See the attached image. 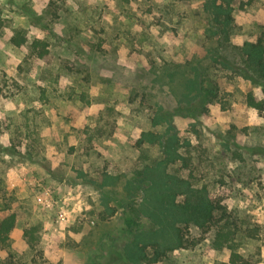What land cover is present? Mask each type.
<instances>
[{"label": "rangeland", "instance_id": "obj_1", "mask_svg": "<svg viewBox=\"0 0 264 264\" xmlns=\"http://www.w3.org/2000/svg\"><path fill=\"white\" fill-rule=\"evenodd\" d=\"M206 1L0 0V219L15 213L0 264H106L111 248L122 251L133 217L122 185L164 157L157 142L137 144L142 132H164L157 107L184 157L166 170L220 201L230 247L216 245V226H191L150 264H228L232 251L237 264H264V110L245 102L247 92L263 98L264 81L244 77L229 46L264 39V0L229 2L224 44ZM15 29L25 44L10 42ZM34 37L48 43L43 59L30 52ZM194 65L219 89L197 111L179 99ZM104 174L117 184L97 186ZM138 224L149 227L143 216Z\"/></svg>", "mask_w": 264, "mask_h": 264}, {"label": "trees", "instance_id": "obj_2", "mask_svg": "<svg viewBox=\"0 0 264 264\" xmlns=\"http://www.w3.org/2000/svg\"><path fill=\"white\" fill-rule=\"evenodd\" d=\"M207 0L205 7L213 13L215 27L210 28V32L219 35L222 44L228 40L229 14L228 4L231 0ZM2 18L0 16V28ZM10 42L14 46H21L26 43L27 37L22 29H15L10 36ZM230 48L237 49L244 65L243 75L264 81V39L258 36L255 41H244L241 46L236 47L229 44ZM30 52L38 59H43L49 54L48 43L42 38L34 37L30 44ZM212 60L223 67L233 69L230 62L224 57L217 55L215 50H209ZM173 77V76H172ZM183 77V76H182ZM180 101L186 106H193L192 109L204 107L207 103L216 100L218 87L215 82L207 80L203 71L198 66H192V75L181 79ZM263 98L257 99L251 92L245 94V102L249 107L259 111L264 110V86L262 87ZM205 112V110H202ZM165 122L166 128L163 133L142 132L137 144L146 141L150 144L155 142L160 144L164 157L155 164L144 166L137 174V178L126 179L122 185L125 204L124 208L133 215L126 220V229L130 236L123 245L122 251L111 248L106 257V264H142L154 263L164 257L167 252L180 247L184 242V230L195 226L202 232H207L213 226L216 230V245L221 247L229 245L230 228L224 220L225 209L219 200L210 197L207 190L203 187H195L188 179L169 173L166 170L167 164L176 160L183 162L184 157L179 153L181 146L177 137V131L170 123L169 117L157 107L154 123ZM117 177L104 174L101 178L99 187L108 184L115 186ZM178 196H181L178 199ZM140 198L135 202L136 198ZM111 200L104 194V212L113 214L116 208L110 206ZM145 217L149 222V227H141L139 217ZM15 224V213L10 212L0 219V244L8 245L9 233ZM32 233L29 229L24 230V236L31 238ZM230 247V245H229ZM241 256L232 251L228 264H237ZM227 264V263H222ZM242 264L243 263L242 261Z\"/></svg>", "mask_w": 264, "mask_h": 264}, {"label": "clouds", "instance_id": "obj_3", "mask_svg": "<svg viewBox=\"0 0 264 264\" xmlns=\"http://www.w3.org/2000/svg\"><path fill=\"white\" fill-rule=\"evenodd\" d=\"M5 107H6V108H12V107H14V105L7 104V105H5Z\"/></svg>", "mask_w": 264, "mask_h": 264}]
</instances>
